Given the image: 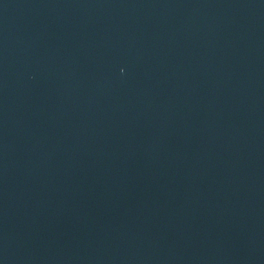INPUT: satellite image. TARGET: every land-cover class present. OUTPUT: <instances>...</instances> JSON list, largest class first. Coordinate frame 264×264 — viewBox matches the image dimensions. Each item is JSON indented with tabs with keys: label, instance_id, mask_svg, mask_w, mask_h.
<instances>
[{
	"label": "water",
	"instance_id": "obj_1",
	"mask_svg": "<svg viewBox=\"0 0 264 264\" xmlns=\"http://www.w3.org/2000/svg\"><path fill=\"white\" fill-rule=\"evenodd\" d=\"M0 264H264V0H0Z\"/></svg>",
	"mask_w": 264,
	"mask_h": 264
}]
</instances>
